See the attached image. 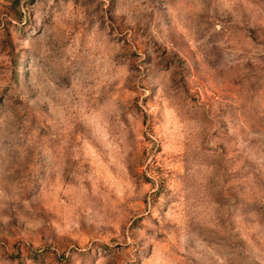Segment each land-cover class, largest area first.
I'll return each instance as SVG.
<instances>
[{"label": "rangeland", "instance_id": "obj_1", "mask_svg": "<svg viewBox=\"0 0 264 264\" xmlns=\"http://www.w3.org/2000/svg\"><path fill=\"white\" fill-rule=\"evenodd\" d=\"M0 264H264V0H0Z\"/></svg>", "mask_w": 264, "mask_h": 264}]
</instances>
